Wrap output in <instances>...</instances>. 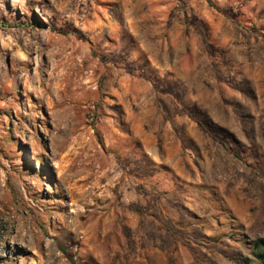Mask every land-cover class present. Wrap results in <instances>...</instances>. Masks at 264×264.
I'll return each instance as SVG.
<instances>
[{
  "label": "rangeland",
  "instance_id": "rangeland-1",
  "mask_svg": "<svg viewBox=\"0 0 264 264\" xmlns=\"http://www.w3.org/2000/svg\"><path fill=\"white\" fill-rule=\"evenodd\" d=\"M256 239L264 0H0V264H260Z\"/></svg>",
  "mask_w": 264,
  "mask_h": 264
},
{
  "label": "trees",
  "instance_id": "trees-1",
  "mask_svg": "<svg viewBox=\"0 0 264 264\" xmlns=\"http://www.w3.org/2000/svg\"><path fill=\"white\" fill-rule=\"evenodd\" d=\"M198 125H201L199 122H197ZM253 247L255 248L256 251L260 250V248L264 247V239H256L253 243ZM261 260L260 264H264V255H257Z\"/></svg>",
  "mask_w": 264,
  "mask_h": 264
}]
</instances>
